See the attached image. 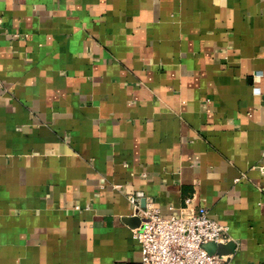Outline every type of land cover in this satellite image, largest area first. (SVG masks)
Returning <instances> with one entry per match:
<instances>
[{
    "label": "crops",
    "instance_id": "obj_1",
    "mask_svg": "<svg viewBox=\"0 0 264 264\" xmlns=\"http://www.w3.org/2000/svg\"><path fill=\"white\" fill-rule=\"evenodd\" d=\"M133 192L264 264V0H0V264H142Z\"/></svg>",
    "mask_w": 264,
    "mask_h": 264
},
{
    "label": "built area",
    "instance_id": "obj_2",
    "mask_svg": "<svg viewBox=\"0 0 264 264\" xmlns=\"http://www.w3.org/2000/svg\"><path fill=\"white\" fill-rule=\"evenodd\" d=\"M143 198L142 192L128 194L140 218L133 237L141 246L142 264H227V255L207 246L231 241L228 227L212 218L207 207H195L194 195L185 199L178 215L170 216H163L152 200L141 207Z\"/></svg>",
    "mask_w": 264,
    "mask_h": 264
},
{
    "label": "water",
    "instance_id": "obj_3",
    "mask_svg": "<svg viewBox=\"0 0 264 264\" xmlns=\"http://www.w3.org/2000/svg\"><path fill=\"white\" fill-rule=\"evenodd\" d=\"M145 203H146V199L145 198H143L142 199V203H141V205L144 207L145 206ZM140 219V218H139ZM211 251V250H210ZM211 252H213V251H211Z\"/></svg>",
    "mask_w": 264,
    "mask_h": 264
}]
</instances>
